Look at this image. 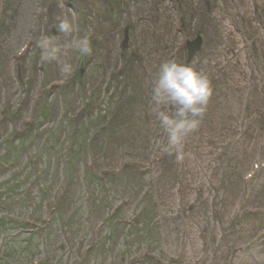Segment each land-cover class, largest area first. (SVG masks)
<instances>
[{
  "label": "rangeland",
  "instance_id": "obj_1",
  "mask_svg": "<svg viewBox=\"0 0 264 264\" xmlns=\"http://www.w3.org/2000/svg\"><path fill=\"white\" fill-rule=\"evenodd\" d=\"M65 1L0 0V264H264V0ZM72 13L91 54L41 62ZM198 37L178 159L152 86Z\"/></svg>",
  "mask_w": 264,
  "mask_h": 264
},
{
  "label": "clouds",
  "instance_id": "obj_2",
  "mask_svg": "<svg viewBox=\"0 0 264 264\" xmlns=\"http://www.w3.org/2000/svg\"><path fill=\"white\" fill-rule=\"evenodd\" d=\"M58 29L65 37H71L68 42L60 46L54 42V37L45 36L38 40L41 62L58 61L63 51H75L80 56L91 54L92 48L89 35L82 37L73 35L78 31L76 14L59 19ZM74 66L71 63H62L61 77L56 83L63 85L72 75ZM212 86L208 77L195 70L190 65L177 63L174 60L160 65L159 75L153 82L152 100L159 109L161 106L174 109L170 115L164 110H157L156 116L167 136L165 151L174 149L178 154L182 152L183 141L201 123L206 112Z\"/></svg>",
  "mask_w": 264,
  "mask_h": 264
},
{
  "label": "water",
  "instance_id": "obj_3",
  "mask_svg": "<svg viewBox=\"0 0 264 264\" xmlns=\"http://www.w3.org/2000/svg\"><path fill=\"white\" fill-rule=\"evenodd\" d=\"M74 1V0H70ZM202 41L198 37L195 41H188L187 42V49H188V60H191L193 56L201 49ZM127 46V37L124 40L123 47L126 48Z\"/></svg>",
  "mask_w": 264,
  "mask_h": 264
},
{
  "label": "trees",
  "instance_id": "obj_4",
  "mask_svg": "<svg viewBox=\"0 0 264 264\" xmlns=\"http://www.w3.org/2000/svg\"><path fill=\"white\" fill-rule=\"evenodd\" d=\"M97 180H98L99 182L102 181V180H99V179H97ZM32 235H34V234H32Z\"/></svg>",
  "mask_w": 264,
  "mask_h": 264
}]
</instances>
